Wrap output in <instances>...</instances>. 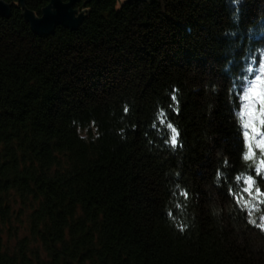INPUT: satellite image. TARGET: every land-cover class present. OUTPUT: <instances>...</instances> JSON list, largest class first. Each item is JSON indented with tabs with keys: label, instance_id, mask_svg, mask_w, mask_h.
<instances>
[{
	"label": "trees",
	"instance_id": "1",
	"mask_svg": "<svg viewBox=\"0 0 264 264\" xmlns=\"http://www.w3.org/2000/svg\"><path fill=\"white\" fill-rule=\"evenodd\" d=\"M4 1L0 264H264L217 175L252 167L229 88L264 57V0H80L44 35L24 14L51 0Z\"/></svg>",
	"mask_w": 264,
	"mask_h": 264
},
{
	"label": "snow or ice",
	"instance_id": "2",
	"mask_svg": "<svg viewBox=\"0 0 264 264\" xmlns=\"http://www.w3.org/2000/svg\"><path fill=\"white\" fill-rule=\"evenodd\" d=\"M255 61L258 68L248 64L239 74V83L229 88V91L237 92L234 100L237 101L236 116L240 125L238 131L243 142L240 156L252 167L247 174L233 171L232 174L220 175L223 170H218L217 175L220 176L218 187L222 194L230 200L245 223L264 233V188L258 186L264 183V57L257 56ZM245 72L251 74V78ZM125 111L128 109L125 108ZM168 127L172 129L168 142L172 146H179L175 127L172 124ZM257 150L259 160H256ZM181 195L185 199L188 197L186 190ZM186 227L180 225L178 230L183 232Z\"/></svg>",
	"mask_w": 264,
	"mask_h": 264
},
{
	"label": "water",
	"instance_id": "3",
	"mask_svg": "<svg viewBox=\"0 0 264 264\" xmlns=\"http://www.w3.org/2000/svg\"><path fill=\"white\" fill-rule=\"evenodd\" d=\"M24 4L25 0H18ZM80 0H51L50 4L43 10L41 16L34 12L26 11L25 18L30 23L34 32L39 35L52 34L58 26L77 28L83 20V15L78 14L75 5ZM12 14V5L0 0V22L9 19Z\"/></svg>",
	"mask_w": 264,
	"mask_h": 264
},
{
	"label": "rangeland",
	"instance_id": "4",
	"mask_svg": "<svg viewBox=\"0 0 264 264\" xmlns=\"http://www.w3.org/2000/svg\"><path fill=\"white\" fill-rule=\"evenodd\" d=\"M17 205L15 207L19 209V204ZM28 214L29 212L25 211L20 221H13L12 225H9V229H5L3 237L10 246H14L13 244L17 242L18 239L28 235Z\"/></svg>",
	"mask_w": 264,
	"mask_h": 264
}]
</instances>
